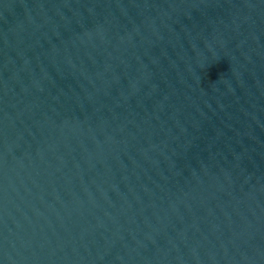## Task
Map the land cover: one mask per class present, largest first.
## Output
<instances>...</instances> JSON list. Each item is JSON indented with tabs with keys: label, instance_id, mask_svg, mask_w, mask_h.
<instances>
[{
	"label": "water",
	"instance_id": "1",
	"mask_svg": "<svg viewBox=\"0 0 264 264\" xmlns=\"http://www.w3.org/2000/svg\"><path fill=\"white\" fill-rule=\"evenodd\" d=\"M0 264H264V170L168 0H0Z\"/></svg>",
	"mask_w": 264,
	"mask_h": 264
}]
</instances>
